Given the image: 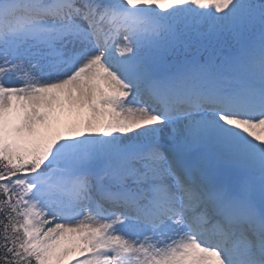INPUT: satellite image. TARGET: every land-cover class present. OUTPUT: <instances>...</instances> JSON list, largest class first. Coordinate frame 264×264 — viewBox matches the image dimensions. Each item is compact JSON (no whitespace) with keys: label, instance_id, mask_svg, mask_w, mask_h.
Masks as SVG:
<instances>
[{"label":"snow or ice","instance_id":"6c2138e0","mask_svg":"<svg viewBox=\"0 0 264 264\" xmlns=\"http://www.w3.org/2000/svg\"><path fill=\"white\" fill-rule=\"evenodd\" d=\"M0 264H264V0H0Z\"/></svg>","mask_w":264,"mask_h":264}]
</instances>
